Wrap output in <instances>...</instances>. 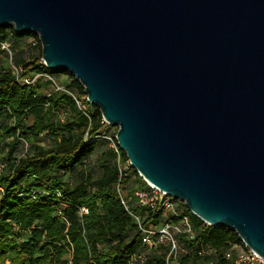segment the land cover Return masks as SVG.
I'll list each match as a JSON object with an SVG mask.
<instances>
[{"label":"water","instance_id":"obj_1","mask_svg":"<svg viewBox=\"0 0 264 264\" xmlns=\"http://www.w3.org/2000/svg\"><path fill=\"white\" fill-rule=\"evenodd\" d=\"M117 126L143 179L264 257V0H0Z\"/></svg>","mask_w":264,"mask_h":264},{"label":"trees","instance_id":"obj_2","mask_svg":"<svg viewBox=\"0 0 264 264\" xmlns=\"http://www.w3.org/2000/svg\"><path fill=\"white\" fill-rule=\"evenodd\" d=\"M29 36L31 48L18 49ZM2 43L9 44L11 53ZM11 62L23 67L25 76L44 75L33 84L23 83ZM59 74L70 81L62 83ZM84 89L69 71L44 64L38 34L0 27V264L8 257L10 264H166V246L146 247L116 194L117 152L106 138L96 137L103 116ZM76 99L88 105L89 116ZM109 130L117 142L118 127ZM122 176L129 189L148 186L129 164ZM84 206L86 214L81 213ZM186 211L197 230L187 241L190 246L245 245L234 229L209 225L188 207Z\"/></svg>","mask_w":264,"mask_h":264},{"label":"built area","instance_id":"obj_3","mask_svg":"<svg viewBox=\"0 0 264 264\" xmlns=\"http://www.w3.org/2000/svg\"><path fill=\"white\" fill-rule=\"evenodd\" d=\"M1 47L11 53L8 43H2ZM11 67L17 78L26 84H33L44 75L39 73L25 76L23 75V67L16 66L12 62ZM45 77L53 80L58 90L63 89L51 76L46 75ZM76 102L79 109L89 116L88 105L79 99H76ZM110 126L117 127L103 118L101 134L96 137L106 138L117 152L120 179L116 184L115 191L121 203L142 231L143 242L146 247L151 249L165 245L167 248L166 264H185L184 259H188L186 264H264V257L247 245L234 244L225 249L206 246L203 243L200 246H190L187 241L196 237L197 230L186 211V203L148 182V186L144 188L139 186L127 188L122 175L127 164H131L129 159L128 163L123 161L120 146L117 144L112 131L109 130ZM3 168L4 163L0 158V173ZM0 190L3 191V187L0 186ZM137 209L143 210L144 214ZM81 213H88V208L82 207Z\"/></svg>","mask_w":264,"mask_h":264},{"label":"rangeland","instance_id":"obj_4","mask_svg":"<svg viewBox=\"0 0 264 264\" xmlns=\"http://www.w3.org/2000/svg\"><path fill=\"white\" fill-rule=\"evenodd\" d=\"M33 41H34L33 37H31V36L26 37V38L23 40L22 45H21L20 48H18V49H22V50H25V51L28 50L29 48H31L30 45L33 43ZM57 77H58V80L61 81L62 83L70 81L69 76L66 75V74H59V75H57ZM114 130H116V129H112V131H114ZM96 156H97V155L95 154V155L93 156V159H95ZM5 263H6V264H10V263H11V257H8V258L6 259V262H5Z\"/></svg>","mask_w":264,"mask_h":264}]
</instances>
